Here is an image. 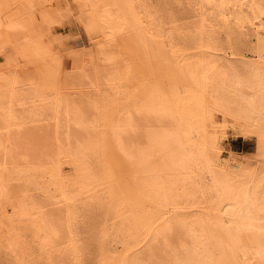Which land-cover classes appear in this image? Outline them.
<instances>
[{
  "label": "bare ground",
  "instance_id": "1",
  "mask_svg": "<svg viewBox=\"0 0 264 264\" xmlns=\"http://www.w3.org/2000/svg\"><path fill=\"white\" fill-rule=\"evenodd\" d=\"M0 237L21 264H264V0H0Z\"/></svg>",
  "mask_w": 264,
  "mask_h": 264
},
{
  "label": "rangeland",
  "instance_id": "2",
  "mask_svg": "<svg viewBox=\"0 0 264 264\" xmlns=\"http://www.w3.org/2000/svg\"><path fill=\"white\" fill-rule=\"evenodd\" d=\"M70 33L69 30L65 31V34ZM225 36V34L223 35ZM73 37L69 38V41H71ZM75 41H71V44L74 45L76 44ZM77 45V44H76ZM235 137V138H234ZM227 149L228 147L232 148L233 150H236L237 152H242L243 154H251L255 151V139L249 138V139H243L241 137H236V136H229V139L227 141L226 145ZM224 157H228L229 153L228 151L225 152ZM65 165V163H64ZM31 177H34V174H30ZM37 177H41L43 181H46L49 179V175L45 174L44 172H40L39 174L36 175ZM25 194L23 195L24 199L29 196L30 194H34L35 191V186L31 185V183H27L25 185ZM6 249V250H5ZM16 254L14 251H11L10 248H8V241L5 238L0 237V264H21L25 263L24 258L21 256L20 260L17 261L16 259ZM88 259L87 255H84L81 260L78 262V264H83L86 260Z\"/></svg>",
  "mask_w": 264,
  "mask_h": 264
}]
</instances>
